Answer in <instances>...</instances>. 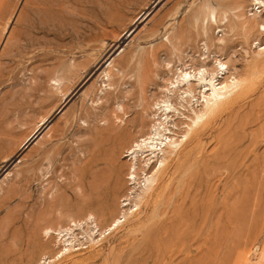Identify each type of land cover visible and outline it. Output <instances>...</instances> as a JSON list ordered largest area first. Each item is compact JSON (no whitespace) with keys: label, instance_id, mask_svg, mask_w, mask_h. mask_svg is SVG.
Returning a JSON list of instances; mask_svg holds the SVG:
<instances>
[{"label":"rangeland","instance_id":"374dc122","mask_svg":"<svg viewBox=\"0 0 264 264\" xmlns=\"http://www.w3.org/2000/svg\"><path fill=\"white\" fill-rule=\"evenodd\" d=\"M43 1L0 0V134L23 141L0 153V264H264V37L238 27L239 14L258 12L256 2L57 0L42 12ZM207 57L210 68L229 62L241 86L206 126L191 122L193 107L179 106L169 121L182 132L174 152L163 171L146 168L153 182L140 172L137 187L127 146L152 133L157 104L173 95L165 89L180 71ZM110 59L122 71L109 80ZM72 63L85 65L70 85L52 81ZM204 101L192 104L199 111ZM114 168L122 198L98 219V204L89 206L94 189ZM70 227L80 239L71 247L56 233Z\"/></svg>","mask_w":264,"mask_h":264},{"label":"bare ground","instance_id":"6f19581e","mask_svg":"<svg viewBox=\"0 0 264 264\" xmlns=\"http://www.w3.org/2000/svg\"><path fill=\"white\" fill-rule=\"evenodd\" d=\"M55 1L57 2V0H44L42 2V5H45L44 7L46 8H39L42 12H52V6L54 5ZM254 2H256V6L258 5V12H256L255 14L251 15L252 19H249V18H245L246 15L243 14H239L240 15V19H244L242 23H239L240 20L238 19V27L242 30H245L244 32H252L255 31L259 36H263L264 37V22L261 23L259 21V19H263L264 17V0H254ZM254 7V5H253ZM123 9V8H121ZM124 10V9H123ZM40 11V12H41ZM55 13V12H54ZM113 14V13H112ZM120 15V14H119ZM120 17V16H119ZM229 17V16H228ZM227 16H225V19L227 18ZM238 17V16H237ZM224 18V17H223ZM144 19V18H143ZM218 19V18H217ZM220 20V19H219ZM264 20V19H263ZM226 21V20H224ZM229 21V19L227 20ZM231 21V20H230ZM222 22V21H221ZM237 23V22H236ZM228 24V23H227ZM85 25V24H84ZM97 25V24H96ZM110 25V24H109ZM100 26V25H99ZM231 26V25H230ZM229 26V28H230ZM42 27V26H41ZM92 27V26H91ZM232 27V26H231ZM102 30L104 28H101ZM233 29V28H231ZM93 30V29H92ZM113 30V29H112ZM105 31V30H104ZM225 31V30H224ZM239 31V29H238ZM241 31V30H240ZM109 32V31H108ZM79 33V32H78ZM82 33V32H81ZM251 34V33H250ZM105 35V34H104ZM109 35V38L111 37V32ZM107 35V36H108ZM83 36V35H82ZM113 36V35H112ZM100 37V36H99ZM105 37V36H104ZM116 37V36H115ZM122 37V36H121ZM87 38V37H86ZM107 38V37H105ZM112 38V37H111ZM114 38V36H113ZM116 39V38H115ZM120 39V38H119ZM176 39V38H175ZM97 40V39H96ZM102 40V39H100ZM99 40V42H100ZM91 41V40H90ZM103 41V40H102ZM106 41V39L104 40ZM103 41V42H104ZM182 42V40H181ZM212 45L216 46V45H226V42L224 40H212ZM87 44V43H86ZM98 44V43H97ZM95 44L96 46H100L99 44L97 45ZM105 44V43H104ZM88 45V44H87ZM92 45V44H91ZM95 46V47H96ZM90 47V46H89ZM180 47V46H179ZM100 48V47H99ZM177 48V47H176ZM227 48V46L225 47ZM180 49V48H179ZM209 49V48H207ZM90 50V49H89ZM221 50H224V47L222 46V49ZM92 51V50H91ZM220 53V51H219ZM222 53V52H221ZM221 56V55H220ZM218 58V57H217ZM88 59V57H87ZM85 59V62L86 60ZM210 59V57H207L203 60V63L198 67L196 68L195 66H192L190 70L186 69L187 71H183L181 73L180 71V75L177 79V82L174 83V82H171V87L169 88H166V95H167V90L173 94L171 96H174L175 94L177 95V99L180 101V104L177 106L173 105L172 103V98L171 96H167L164 97L165 100L161 101L162 103H158V108L156 109V112H154L155 116L157 117V119H155V123H153V127H151L150 130H152L148 136V138L144 137L145 139L143 140H137V141H131V145L127 148H128V153L131 157L130 159V163H129V171H128V177L131 178V180L134 182V185H137V187H140L138 186V184H140L138 181L140 180V172H143V173H146V179L148 182H153L154 181V177L152 176L151 178L148 177V174L147 173V169H149L150 172H152V170L155 168V166L157 164H160V167L159 170L160 171H163L165 169V162H167L169 160V157H167L165 154L167 155H171L174 150H173V145L174 144H177L178 143V140H176L175 138L178 139V137L180 136V132L177 131V133H175V131L173 132L172 129L169 128V125H170V118L172 117V120L174 119V117L177 115V114H180V110H179V106H181L182 108H184L186 111L189 107H193L192 110H194L193 112L195 113L194 116L191 117V122L194 123V124H197L199 126H206L208 125L209 123L213 122L219 115V113L222 111L223 108H225L229 102L231 100H229L230 96L235 92V90H237L240 86H241V75L237 76V77H234L232 79V74H231V69H230V63L229 62H223L221 60H216L214 63H215V66L210 68L209 64H208V60ZM219 59V58H218ZM114 60H109L111 61L109 67L107 69H109V72H105V76L108 77V79L110 80L112 77L114 79L115 76L121 74V69L120 70H117L115 69L114 67ZM264 60V59H263ZM77 61V60H76ZM88 61V60H87ZM116 63V62H115ZM263 63V62H262ZM261 64V66L263 67V65ZM73 64V63H72ZM83 64V66L85 65V63H80V65H76V64H73L72 67H69L66 69V72L65 73H61V72H56L57 76L52 79V81L54 80L56 83H62L63 81L66 82V79H68V83H69V80L70 81H74V77L77 78L76 76L80 75V66ZM62 65V64H61ZM65 65V64H64ZM193 65V64H192ZM260 66V65H259ZM260 66V67H261ZM56 67V66H55ZM62 68V66H59ZM187 67V66H186ZM185 67V68H186ZM58 69V67H57ZM143 69H145L143 67ZM193 69V71H191ZM237 69V68H235ZM54 70V69H53ZM83 70V69H82ZM86 70V69H85ZM123 73L122 75L125 76L124 72H125V69H123ZM258 70V69H257ZM262 70V68L260 69ZM143 71V70H142ZM145 71V70H144ZM237 71V70H235ZM250 71V70H249ZM51 72V71H50ZM148 72V71H147ZM54 73V72H52ZM51 73V74H52ZM85 73V72H84ZM55 74V73H54ZM83 74V73H82ZM81 74V76H82ZM146 74V73H145ZM179 73H177L178 75ZM121 75V76H122ZM176 75V74H175ZM53 76V75H52ZM144 76V75H143ZM146 76V75H145ZM222 76V77H220ZM106 77V78H107ZM118 77V76H117ZM120 77V75H119ZM220 77V78H219ZM246 77V76H245ZM126 78V77H125ZM147 78V77H146ZM145 78V80H146ZM222 79V80H221ZM232 79V82H230V80ZM245 79V78H244ZM172 80V79H171ZM175 80V79H174ZM248 80V79H247ZM76 81V80H75ZM148 81V80H147ZM170 83V80L168 81ZM64 83V82H63ZM68 83H67V88H66V83L64 84L65 85V90H64V85L62 86L63 87V90L64 91H67L68 90ZM70 85V83H69ZM169 85V84H168ZM109 86L111 87L112 85L109 84ZM108 86V87H109ZM60 87V85H59ZM57 87V88H59ZM61 87V88H62ZM143 87V85H142ZM73 89V88H72ZM107 89V88H106ZM109 89H112V88H109ZM164 90V91H165ZM103 91V90H102ZM196 91L198 92L199 91V94H200V98L196 97ZM258 91V90H257ZM195 93V94H194ZM169 94V93H168ZM195 96H194V95ZM254 95V94H253ZM252 97V96H251ZM198 98V99H197ZM203 98V100L205 99V104L203 105V108L200 109L199 111H197V109H195V104L193 105L192 103L195 102V99L197 100L195 103H200V99ZM175 99V98H174ZM248 99V98H247ZM194 100V102H193ZM233 100V99H232ZM243 101V100H242ZM160 102V101H159ZM257 102V101H255ZM177 103V102H176ZM175 103V104H176ZM203 104V102H201ZM193 105V106H192ZM197 105V104H196ZM252 105V104H251ZM155 106V105H154ZM199 106V104H198ZM245 106V105H244ZM114 107V105H113ZM250 107V106H249ZM117 108V107H116ZM152 108V107H151ZM181 108V109H182ZM153 110L154 107L152 108ZM151 109V110H152ZM190 109V110H191ZM115 110V109H113ZM191 110V111H192ZM111 111V110H110ZM117 111L121 112L122 114H126V111L124 109V107L122 106H119ZM117 111H114V114H113V117L115 116L116 114V118L119 120H122L123 118L118 115L116 112ZM118 112V113H119ZM237 112V111H236ZM185 113V111H184ZM186 114V113H185ZM111 115V114H110ZM153 115V113H152ZM184 116V115H183ZM179 117V116H178ZM177 116L175 118H178ZM182 117V116H181ZM186 117V116H185ZM152 118V117H151ZM113 119V118H111ZM115 119V118H114ZM219 119V118H218ZM144 120V119H143ZM171 120V121H172ZM182 120V119H181ZM185 120V119H184ZM179 121V120H178ZM41 122H44L43 123V126L45 125V118H42V121ZM144 122V121H143ZM142 122V127H144L145 125L143 124ZM176 119H175V123H176ZM181 122V121H179ZM178 122V123H179ZM114 123V122H113ZM122 124V123H121ZM42 125V124H41ZM141 125V124H139ZM179 125H181L179 123ZM184 126V124H182ZM171 126V125H170ZM176 126V125H175ZM186 126V125H185ZM116 127V126H115ZM141 127V126H140ZM147 127V126H145ZM172 127V126H171ZM178 127V125H177ZM180 127V126H179ZM37 128V127H36ZM35 128V129H36ZM174 128V127H173ZM181 128V127H180ZM38 129V128H37ZM41 129V128H40ZM39 129V130H40ZM141 129V128H140ZM176 129V128H175ZM189 129V128H188ZM191 129V128H190ZM8 130V129H7ZM34 130V129H33ZM32 130V131H33ZM181 130H184L181 128ZM192 130V129H191ZM224 130V129H223ZM41 131V130H40ZM121 131V130H120ZM119 131V132H120ZM226 131V130H225ZM9 132V131H8ZM34 132V131H33ZM39 132V131H38ZM38 132L35 134V133H32V134H35L33 136V138L27 143H32L33 142V139L36 137V135L38 134ZM173 132V135H171V133ZM40 133V132H39ZM141 133H144L141 132ZM182 133V132H181ZM7 134V132H6ZM4 133L0 134L1 136H4L6 137V139L3 141L5 143H3L2 141V144H5V145H1L0 143V153L2 152H5V151H9L10 153L9 154H12L14 152V147L16 146H19L20 143H21V147H22V140H18L19 142H15L13 140H11V137L12 135H6ZM26 134V133H25ZM31 134V133H30ZM30 134H28V137L30 136ZM31 134V136H32ZM118 135V134H117ZM220 135V134H219ZM147 136V135H146ZM2 137V138H4ZM117 137V136H116ZM122 137V136H121ZM0 138V139H2ZM202 138V137H201ZM224 138V137H223ZM120 139V138H118ZM175 139V141L173 140ZM28 140V139H27ZM111 140V139H110ZM32 141V142H31ZM114 141V140H113ZM27 142V141H26ZM25 142V144H26ZM180 142V141H179ZM222 143V142H221ZM227 143V142H226ZM224 143V144H226ZM28 146V145H27ZM175 147V146H174ZM25 148V146H24ZM123 149V148H122ZM19 151V150H18ZM181 152V151H180ZM179 152V153H180ZM15 153V152H14ZM18 153V152H17ZM20 153V152H19ZM123 153V151H122ZM8 154V155H9ZM160 154H163L162 157H160ZM190 154V153H189ZM219 154V153H218ZM1 156V155H0ZM14 157V156H13ZM9 159V158H8ZM144 160V161H142ZM144 163V167H142L141 169V164ZM6 164L7 163V159H4L2 161V164ZM112 164V163H111ZM110 164V165H111ZM158 166V165H157ZM157 168V167H156ZM112 170V169H111ZM104 173V172H103ZM111 173V171H110ZM109 173V174H110ZM167 173V172H166ZM166 175V174H165ZM105 177V176H104ZM107 177V176H106ZM105 177V178H106ZM118 177L119 176V173L117 174V171L116 169L114 168V170L112 171V173L105 179L102 180V182L100 183L99 186H97L95 189H94V196H95V200L94 201H91V204L89 205L90 207L98 204L99 208H100V211H101V214L100 216L98 217V219L100 217H104L106 216V213L108 211H110V208H109V202L110 200H114L115 202H117L118 204H120V199L122 198L121 197V194H120V189L117 187L118 185H116L117 181L120 180ZM129 178V180H130ZM145 180V179H144ZM164 180V179H163ZM101 181V180H100ZM131 181V182H132ZM160 182V181H159ZM99 184V183H98ZM119 184V183H118ZM133 184V183H132ZM97 185V184H96ZM142 185V184H141ZM158 186V185H156ZM120 187V186H119ZM136 187V186H134ZM184 187H185V184H184ZM137 190V189H136ZM169 192V191H168ZM152 196V195H151ZM137 197V196H136ZM141 197V195L139 196V198ZM184 197V195H183ZM150 198V197H149ZM134 199V198H133ZM136 199V198H135ZM130 201V200H129ZM127 203L129 204V202L127 201ZM186 203V202H185ZM124 204V203H123ZM120 206V205H119ZM129 206H132V205H129ZM118 207V206H117ZM125 207V206H124ZM128 207V206H126ZM135 207H137V204H135ZM175 207V206H174ZM128 211L129 210H132V208H127ZM125 212V211H124ZM185 212V211H184ZM110 213V212H109ZM133 213V211H132ZM111 214V213H110ZM125 214V213H124ZM178 215V214H176ZM229 215V214H228ZM95 216V214L90 210L86 216V222L85 224H89L87 221L91 219V217ZM183 216V215H182ZM181 218V217H180ZM215 218V217H214ZM93 219V218H92ZM96 219V218H95ZM94 219V220H95ZM182 219V218H181ZM172 220V218H171ZM175 220V219H174ZM120 218L117 217V216H113V219H112V224L109 226L110 229L111 227H114V229L118 228L120 226ZM78 222V221H77ZM76 221H72V223H74V227H79V225L77 224ZM175 222V221H173ZM187 222V220H186ZM96 224V228H99L100 229V223H98L97 220H95L94 222ZM93 223V224H94ZM217 223V222H216ZM171 224H174V223H171ZM215 224V223H214ZM83 225V223L80 222V226ZM183 225V224H182ZM231 225V224H230ZM73 226V225H72ZM92 226V225H91ZM169 226V225H168ZM186 226V225H185ZM214 226V225H213ZM218 226V225H217ZM234 226V225H233ZM94 227V226H93ZM163 227V226H162ZM237 227V226H235ZM82 228V227H81ZM105 228V227H104ZM165 228V227H164ZM91 229V228H89ZM109 229V228H108ZM107 229V230H108ZM103 230V229H102ZM163 230V229H162ZM166 230H167V227H166ZM164 230V232L166 231ZM176 230V229H175ZM52 231H54L52 228H48L45 230V234L47 235V237H51L53 234H52ZM75 230H73V228H69L67 230H61L59 232H56L57 233V236L59 239L58 241L59 242H64L66 245L70 244L69 247L73 246L71 244L79 241V237L77 236V234H75L74 232ZM98 231V230H97ZM101 232V231H100ZM106 232V231H105ZM169 232V231H168ZM88 233H93V235L95 236L94 234V230L91 229L90 232ZM103 233V231H102ZM101 233V234H102ZM167 233V232H166ZM171 233V231H170ZM174 233V232H173ZM176 233V232H175ZM215 233H217L215 231ZM172 234V233H171ZM235 234V233H234ZM97 235V234H96ZM103 235V234H102ZM169 235V234H168ZM91 236V235H90ZM170 236V235H169ZM176 236V235H175ZM172 237V236H171ZM96 239V238H95ZM99 239V238H98ZM166 239V238H164ZM168 239V238H167ZM166 239V240H167ZM170 239V238H169ZM168 239V240H169ZM177 239V238H176ZM87 240V239H85ZM167 240V241H168ZM173 240V239H172ZM96 241V240H95ZM162 241V240H161ZM93 242V241H92ZM164 242V241H162ZM63 243V244H64ZM61 244V243H60ZM62 244V245H63ZM168 244V243H167ZM64 245V246H66ZM169 245V244H168ZM167 245V246H168ZM172 245V243H171ZM63 246V247H64ZM155 246V245H154ZM165 246V245H164ZM68 247V246H67ZM66 247V248H67ZM65 249V248H64ZM67 250V249H65ZM63 252V251H61ZM65 252V251H64ZM61 254V253H60ZM225 256V255H224ZM232 257V256H231ZM261 257V256H260ZM262 261V260H261ZM261 261H258L260 262L259 264H261L262 262ZM232 262V261H231ZM257 262V264H258ZM256 263V262H255ZM254 263V264H255Z\"/></svg>","mask_w":264,"mask_h":264}]
</instances>
